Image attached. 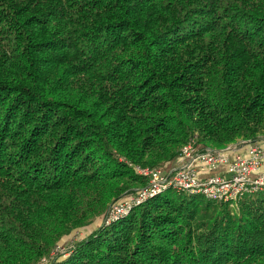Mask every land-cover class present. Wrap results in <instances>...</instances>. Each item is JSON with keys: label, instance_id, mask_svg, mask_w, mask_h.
<instances>
[{"label": "trees", "instance_id": "1", "mask_svg": "<svg viewBox=\"0 0 264 264\" xmlns=\"http://www.w3.org/2000/svg\"><path fill=\"white\" fill-rule=\"evenodd\" d=\"M241 141L264 142V0H0V264L48 257L136 168ZM68 252L46 264H264V192L167 190Z\"/></svg>", "mask_w": 264, "mask_h": 264}, {"label": "built area", "instance_id": "2", "mask_svg": "<svg viewBox=\"0 0 264 264\" xmlns=\"http://www.w3.org/2000/svg\"><path fill=\"white\" fill-rule=\"evenodd\" d=\"M178 159L181 165L166 170L136 168L146 178L144 187L129 202L112 205L107 224L167 190L229 207H235L244 197L264 192V142L241 141L238 146L218 151H199L187 144L180 149Z\"/></svg>", "mask_w": 264, "mask_h": 264}, {"label": "rangeland", "instance_id": "3", "mask_svg": "<svg viewBox=\"0 0 264 264\" xmlns=\"http://www.w3.org/2000/svg\"><path fill=\"white\" fill-rule=\"evenodd\" d=\"M163 168L166 170V169H169V168H172V167H168V164H165ZM140 188H143V187L136 188L133 193L122 197L119 200V202H117L115 204H122V203H125V202H129L130 199L135 196V194L137 193V191ZM156 196H158V195H156ZM156 196H153V197H151L149 199H152V198H154ZM112 205H114V204H112ZM112 205H110L108 207V209L106 210V212L104 214H102L101 216L93 219V221L90 223V225L82 227V228L77 229V230H74L69 235H67L66 237L62 238L61 241L53 248L52 252L48 256L49 259H53L55 257L59 258L61 256L62 257H64V256L68 257L69 256L68 255V253H69L68 251L73 247V245L76 242H79L82 239H84L88 234H90L96 228H98V227H100L102 225H108L107 224V218L110 215V209H111ZM229 208L232 209V210L235 209L234 206L233 207H229ZM127 215L119 218L118 220L125 218ZM118 220H116V221H118ZM116 221H114V222H116ZM110 223H113V222H110ZM69 247H70V249H68ZM48 257H46L45 259H42L38 264H46L48 262Z\"/></svg>", "mask_w": 264, "mask_h": 264}, {"label": "crops", "instance_id": "4", "mask_svg": "<svg viewBox=\"0 0 264 264\" xmlns=\"http://www.w3.org/2000/svg\"><path fill=\"white\" fill-rule=\"evenodd\" d=\"M182 161L180 159H175L174 161H172L171 163H168V167H176L178 165H181Z\"/></svg>", "mask_w": 264, "mask_h": 264}]
</instances>
